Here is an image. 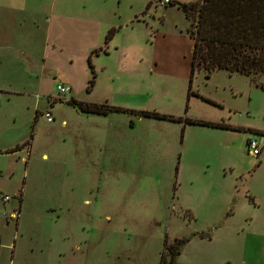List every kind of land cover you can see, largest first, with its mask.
Listing matches in <instances>:
<instances>
[{"label": "rangeland", "instance_id": "rangeland-1", "mask_svg": "<svg viewBox=\"0 0 264 264\" xmlns=\"http://www.w3.org/2000/svg\"><path fill=\"white\" fill-rule=\"evenodd\" d=\"M79 1L97 29L54 18L50 45L36 1L35 78L0 93V264H160L177 239L178 264H264V76L193 73L201 0Z\"/></svg>", "mask_w": 264, "mask_h": 264}, {"label": "trees", "instance_id": "trees-1", "mask_svg": "<svg viewBox=\"0 0 264 264\" xmlns=\"http://www.w3.org/2000/svg\"><path fill=\"white\" fill-rule=\"evenodd\" d=\"M151 5L152 2L148 9ZM183 8L192 21L193 73L197 69H203L208 77L216 70L254 77L264 76V0H201L184 4ZM113 35L114 29H111L106 37V44L113 39ZM103 50L101 47L93 53L99 54ZM89 59L91 62V56ZM94 82L92 80L91 84L94 85ZM68 102L88 114L106 115L113 110L123 111L121 107L89 103L75 98ZM191 122L221 126L207 121ZM186 242V239H177L169 244L166 240L160 264H178L177 258Z\"/></svg>", "mask_w": 264, "mask_h": 264}, {"label": "crops", "instance_id": "crops-1", "mask_svg": "<svg viewBox=\"0 0 264 264\" xmlns=\"http://www.w3.org/2000/svg\"><path fill=\"white\" fill-rule=\"evenodd\" d=\"M36 1L38 4L50 5L46 38L48 45L54 31L70 29L71 33L76 32L78 36H88L97 29L96 24L84 22L79 17L82 5L79 0H0V93H26V89H19L15 85L23 76L31 80L35 78L30 66L34 58L28 50L33 48L35 16H41L42 11V6H37ZM54 18L58 19V26L53 31L50 20L52 22ZM19 57L25 59L22 66L19 65Z\"/></svg>", "mask_w": 264, "mask_h": 264}, {"label": "built area", "instance_id": "built-area-1", "mask_svg": "<svg viewBox=\"0 0 264 264\" xmlns=\"http://www.w3.org/2000/svg\"><path fill=\"white\" fill-rule=\"evenodd\" d=\"M172 2H173V0H164L162 3L165 5H169ZM58 89L61 93H64V94H68L72 91L70 86H64V85H59ZM46 117H47L48 122H53L55 120L53 113L51 111H48L46 113ZM261 151L262 150H261L260 141L257 139V137L255 136L254 138L250 139V141H249V152L252 155L259 156L261 154ZM8 199H9V197H4V200H8ZM0 248H1V245H0Z\"/></svg>", "mask_w": 264, "mask_h": 264}]
</instances>
